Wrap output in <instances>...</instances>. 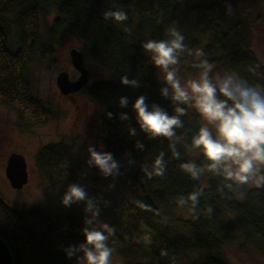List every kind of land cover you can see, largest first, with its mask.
Wrapping results in <instances>:
<instances>
[{"label": "trees", "instance_id": "obj_1", "mask_svg": "<svg viewBox=\"0 0 264 264\" xmlns=\"http://www.w3.org/2000/svg\"><path fill=\"white\" fill-rule=\"evenodd\" d=\"M114 5L127 13L126 21L103 18V12ZM53 13L46 39L42 40L41 22ZM172 24L192 50V55L185 53L180 59V64L190 62L191 73L198 71L193 67L194 53L203 49L216 69L237 72L252 83L264 84V75H252L247 70L250 64H260L252 50L253 32L247 16L240 8L229 15L222 0H0V107L16 115L22 131L54 121L56 115L32 96L27 69L36 56L53 60L63 35H74L113 76L112 80L92 83L87 94L104 108L101 120L108 139L102 151L114 154L123 173L104 178L94 167L86 172L73 149L63 143L41 147L35 163L41 179L47 183L46 199L54 213L48 215L39 207L18 213L0 196V239L8 245L13 264L77 261L76 256L69 259L64 251L69 245L84 241L83 203L68 208L61 204L71 183L86 185L89 194L96 197L101 216L115 228V236L109 240V246L115 248L112 256L124 264H178L188 254L200 255L191 264H227L221 251L233 241V221L244 243L264 255V188L234 185L231 190L225 188L227 196H222L217 189L223 178L206 172L197 181L180 168L181 163L188 161L207 163L201 153L191 160L186 151L193 148L192 137L200 127L199 113L184 106L187 108V115L181 117L184 127L176 129L179 159L173 157L169 140L149 139L136 122L132 105L140 95L146 96L149 105L155 103L169 114H175V105L161 96L163 82L150 55L141 46L144 41L136 38L135 26L148 38L159 40L167 38L166 29ZM12 32L16 37L14 47ZM260 65V72L264 73V66ZM123 75L137 79L139 87L122 85ZM120 97L128 98L127 107L119 106ZM107 112L113 113L112 119H108ZM120 113H126L129 119L121 121ZM129 127L136 129L135 136L129 135ZM137 141L144 144L143 150L135 147ZM161 151L167 162L165 174L149 178L143 166L147 164L151 170ZM129 160L135 162L129 164ZM112 183L115 187L108 188ZM198 186L205 193L196 213L199 219L189 204L178 203L179 197H186ZM238 196L243 199L238 200ZM105 201L110 203L106 205ZM207 204L214 209L210 217L204 214ZM177 206L190 214V219L181 221L185 234L177 232L168 219L161 223L166 219L162 210ZM142 224L152 230L150 245L140 239L145 234ZM112 240L118 242L113 244ZM162 251L168 255H161Z\"/></svg>", "mask_w": 264, "mask_h": 264}, {"label": "clouds", "instance_id": "obj_2", "mask_svg": "<svg viewBox=\"0 0 264 264\" xmlns=\"http://www.w3.org/2000/svg\"><path fill=\"white\" fill-rule=\"evenodd\" d=\"M227 13L232 14L230 3H225ZM105 20L124 22L128 19L127 13L115 5L112 9L103 12ZM166 39H148L142 43L145 53L150 55L154 66L163 74V87L160 94L170 100L174 105L175 114L153 103H146V96L140 95L132 105L136 113V122L139 129L149 139L163 137L170 141L169 149L174 158H180L177 150L176 129L183 128L182 116L187 115L185 105L193 107L202 117L204 123L192 137V147L200 150L207 163L197 164L188 161L180 164L181 170L193 180L200 178L207 172L223 178L222 186L217 191L227 196L224 189H233L235 186L249 185L255 188H264V84L252 83L237 72H226L223 75L213 74L214 65L206 58L203 49L194 53L193 67L198 70L194 78L182 80L178 65L181 57L192 50L185 44V37L175 24L166 29ZM261 65L250 64L248 72L252 75H264L260 72ZM120 83L132 88L139 87L137 79H129L127 75L120 77ZM127 97L119 98V106L127 107ZM108 119L113 113H106ZM119 119L127 121L129 116L120 113ZM130 136L136 135V129L129 127ZM135 147L144 149V144L137 141ZM89 168H96L104 178L123 175L120 172L121 163L112 152L98 151L95 145L87 148ZM130 156L131 153H128ZM165 153L161 151L151 170L145 164L143 171L151 178L153 175L163 176L167 162ZM129 160L128 163H134ZM86 175V173L84 174ZM109 184L108 188H114ZM204 188L196 187L186 197H179L178 203L183 206L189 204L190 210L196 215L200 197ZM83 203L84 227L81 233L84 241L77 245H69L64 249L66 256L71 259L76 256L78 264H112L114 247L109 246L110 238L115 236V228L109 223L101 221V209L96 197L89 194L87 186L80 183H71L67 186L61 204L68 208L74 204ZM106 205L109 201L104 202ZM146 209L148 206L143 205ZM150 210V209H149ZM214 209L210 204L204 208V214L211 216ZM159 215V212L156 213ZM162 219L161 223H166ZM144 235L140 238L146 245L152 243V230L147 225H141ZM118 241L112 240L113 244ZM82 255H77V254ZM161 255L167 256V251Z\"/></svg>", "mask_w": 264, "mask_h": 264}, {"label": "rangeland", "instance_id": "obj_3", "mask_svg": "<svg viewBox=\"0 0 264 264\" xmlns=\"http://www.w3.org/2000/svg\"><path fill=\"white\" fill-rule=\"evenodd\" d=\"M212 2L213 0H199ZM230 3L233 10L240 8L247 16L253 32L252 50L257 60L264 66V0H222ZM54 13L46 17L41 22L42 40L46 39L48 26L51 25ZM135 35L144 42L150 38L145 36L135 26ZM11 45H16L15 33L11 35ZM76 48L83 53L84 67L89 72V81L81 93L69 99L61 94L56 79L59 73L66 71L70 80L78 78L79 72L76 71L70 60L69 52ZM195 61V60H194ZM187 64H179V75L182 80L194 78L198 71L191 73ZM158 69V68H157ZM228 71L216 69L214 66L213 74L223 75ZM159 79L163 82V74L158 69ZM27 76L31 85L32 96L42 101L43 105L51 110L56 119L42 126H37L30 131H22L17 126L16 115L0 107V196L16 212L25 213L31 207H39L48 215L54 213V209L47 203V183L41 179L36 163L35 156L37 151L47 145L63 143L73 149V152L80 161L83 169L90 172L92 168L87 165L89 145H95L98 151H102L103 143L108 139V132L104 126L101 115L104 108L91 101L87 94L88 87L97 81L112 80L113 76L89 53L87 48L72 34L65 33L60 45L55 49L54 59L33 58L27 69ZM190 110L194 108L189 106ZM201 117V116H200ZM204 123L202 117L200 126ZM189 159L194 160L198 157L199 150L187 148ZM11 153H18L25 157L28 171V182L24 188L16 190L11 187L5 169L7 160ZM253 186H249V189ZM242 200V197H237ZM175 230L185 234L181 221L190 219V214L181 206L171 207L162 210ZM100 220L107 222L100 215ZM232 237L233 241L225 245L221 251V257L227 264H264V255L250 244H245L243 239L236 231L234 221ZM200 258L197 254H188L180 259L178 264H191ZM78 264V261H74ZM112 264H124L115 256H112Z\"/></svg>", "mask_w": 264, "mask_h": 264}, {"label": "water", "instance_id": "obj_4", "mask_svg": "<svg viewBox=\"0 0 264 264\" xmlns=\"http://www.w3.org/2000/svg\"><path fill=\"white\" fill-rule=\"evenodd\" d=\"M73 68L79 72L80 76L76 81L69 78L66 71L59 73L56 79V85L61 94L68 96L81 91L89 80V72L84 67L83 53L73 48L69 52ZM5 175L12 188L22 189L28 182V171L25 157L18 153H11L5 169ZM0 264H13L12 254L6 242L0 239Z\"/></svg>", "mask_w": 264, "mask_h": 264}, {"label": "flooded vegetation", "instance_id": "obj_5", "mask_svg": "<svg viewBox=\"0 0 264 264\" xmlns=\"http://www.w3.org/2000/svg\"><path fill=\"white\" fill-rule=\"evenodd\" d=\"M77 79H78V78H74V79H72V81H76ZM88 81H89V80H88ZM86 86H87V85H86ZM86 86H85V87H86ZM85 87H84V88H85ZM84 88H83V89H84ZM83 89H82V90H83ZM82 90H81V91H82ZM81 91H79L78 93H74V94L68 95L67 98L71 99V98H73L75 95L81 93ZM23 188H24V187H23ZM22 190H23V189H22Z\"/></svg>", "mask_w": 264, "mask_h": 264}]
</instances>
